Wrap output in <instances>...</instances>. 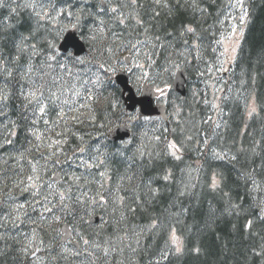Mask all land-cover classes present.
<instances>
[{
  "label": "trees",
  "instance_id": "obj_1",
  "mask_svg": "<svg viewBox=\"0 0 264 264\" xmlns=\"http://www.w3.org/2000/svg\"><path fill=\"white\" fill-rule=\"evenodd\" d=\"M6 2L8 7L0 8V89L8 94L0 115V217L8 215L9 205L25 200L27 194L16 182L29 174V160L47 151L33 147L31 130L58 120L48 112L33 125L36 104L25 97L35 81L45 85L41 91L47 103L48 89L59 95L63 83H53L48 76L41 80L39 70L25 75L28 56L16 45L21 35L29 34L34 20L30 10L16 8L24 0ZM89 4L98 8L99 0ZM109 6L118 8L125 24L113 21L107 38L95 46L78 32L87 47L81 58L104 59L109 55L105 47L111 46L113 58L123 59L124 54L136 53L131 48L135 43L141 63H148L147 57L156 62L145 68L156 81L153 86L168 89V121L142 118V127L132 129L128 151L122 150L127 141L112 144L106 139L125 118L114 77L107 100L91 111L94 123L89 109L80 114L64 105L66 120L48 135L66 143L58 146L59 162L49 161L41 175L50 183L56 174L79 175L85 171L76 167L79 147L95 146L92 154L99 148L106 161L101 166L106 173L104 188L85 182L81 192L99 199V191L105 200L116 195L120 200L90 204L87 222L66 212H56L59 220L41 219L39 205L15 224L0 219V264H264V0H109ZM236 15L241 35L232 63L230 52L221 54L239 20ZM188 28L194 31L187 32ZM39 59L32 57L34 66ZM173 64L187 75L184 98L171 90L173 75L162 71ZM130 80L138 92L143 82L133 76ZM65 98L69 105L76 99L67 90L61 100ZM108 101L118 103L119 110L113 112ZM77 115L80 119L74 120ZM56 132H62V138ZM170 143L178 151L166 152ZM81 192L73 190L74 195ZM94 215L100 221L91 225L88 220ZM62 224L69 225L73 241H80L79 250L60 242ZM81 236L99 247L83 245ZM103 249H109L107 256ZM76 251L80 254L74 255Z\"/></svg>",
  "mask_w": 264,
  "mask_h": 264
},
{
  "label": "snow or ice",
  "instance_id": "obj_2",
  "mask_svg": "<svg viewBox=\"0 0 264 264\" xmlns=\"http://www.w3.org/2000/svg\"><path fill=\"white\" fill-rule=\"evenodd\" d=\"M8 7L6 0H0V8ZM16 8H23L30 10L29 15L34 20V25L30 29L28 35H21L17 42V50L21 54H27V67L25 69V75L32 73L33 71H41L42 75L40 79L43 80L44 76H48L52 79L53 83H60V94L52 92L48 89L50 96L46 103L43 97L41 89L45 87L44 84H36L33 81V88L30 90L29 95L25 97L30 104L35 103L36 107L33 109V125H38L41 118L45 117L48 112H53L57 117V121H53L50 127L39 129L34 127L31 130V135L34 137L35 143L33 147L40 151L42 148L47 151H42L40 158L35 161L29 160V174L21 180L16 182V187L22 192L26 193L25 200L18 204L13 203L9 205L10 212L6 217H0V219L11 220L12 223L21 221V216H28V210H37V205L43 209L39 213L41 219H53L59 220L60 217L56 215V212H66L67 214H79V219L85 221V217L89 215L90 204L101 206L102 202L116 203L120 200V197L116 195L114 200H105V197L98 191L95 197H87L86 193L81 192V184L99 183L100 188H104L103 180L106 177L105 171L101 168L106 163L101 158V152L99 148H95V155H93V148L91 147H79V155L77 159L79 163L76 165L77 169L83 167L84 172L77 175L75 172L65 173L62 178L59 174L52 178L53 182H48L41 175L42 170L49 168V161L55 158V161L59 162L60 151L58 146L66 141L62 139L53 140L49 133L55 132L60 128V121H65L67 112L64 109V105L68 106V111H76L81 113V109H89V119L91 122H95V116L91 115V111L94 110V105L101 103L102 100H107V89L112 85V78L118 73H127L130 76L136 78L137 81L143 82L146 87L155 85L156 81L149 71H145V68L151 69L155 65V60L151 57H147L148 63H141L139 59L140 50L135 43H131V48L137 49L135 54L125 56L123 59H114L111 53L113 49L111 46H106L105 51L109 54L104 59L98 58H81L78 54L75 56H69L67 49L57 47V40L68 30L71 29L75 32H79L88 42L93 46L101 43L107 38V34L111 32L112 22L115 21L116 25H124L125 17L122 16L117 7H110L109 0H99V7L89 4V0H83L81 4H74L73 0H24L22 4H16ZM187 32H193L192 28H188ZM115 35V33H112ZM130 43V42H129ZM144 43V42H142ZM219 43V42H218ZM121 47L128 48L129 44H122ZM216 51V49H212ZM227 49L221 55H226ZM39 56L40 59L34 66L32 63L33 56ZM163 72H170L171 75H175L180 72L181 69L178 64H173L172 68L165 67ZM8 76L11 72L7 73ZM71 91L72 95L76 98L71 105H69L68 99L61 100V96L65 91ZM156 92L163 95L164 89L156 86ZM8 100V94L0 89V115H3L2 106H6ZM60 101V104L56 102ZM79 107H76V105ZM108 106L113 112L119 110V104L114 101H108ZM126 121L120 126L128 134L130 129H136L142 127V114L132 115L125 113ZM74 120H79V115L73 117ZM143 120H148L147 116H143ZM83 122V121H81ZM44 125H49L48 119H43ZM117 129V131L120 130ZM62 132H56L57 137L62 138ZM83 139V138H81ZM123 139V137H120ZM11 143V141H7ZM132 144V140L129 139L124 144L122 150L131 151L129 145ZM56 149V150H52ZM168 149H175L178 151L176 144L170 143L165 146L167 152ZM137 153L140 149H136ZM141 155L143 153H140ZM175 158L176 151L170 153ZM23 158V157H21ZM40 160L44 163L41 164ZM97 169L98 171H93ZM92 176L91 181L88 177ZM99 176L101 179L96 180L95 177ZM131 180V177H124ZM252 183L255 184V180L251 177ZM59 186H56V185ZM81 192L80 195H74L73 190ZM118 191V189H117ZM149 193L154 196L155 191L150 187ZM115 195L109 193V196ZM131 210V209H130ZM45 213H50V216H45ZM79 235V234H78ZM83 245H92L93 247H99L89 239L80 237ZM72 243H79L80 241H70ZM104 255H108L109 249H103ZM79 255V251L73 253Z\"/></svg>",
  "mask_w": 264,
  "mask_h": 264
},
{
  "label": "water",
  "instance_id": "obj_3",
  "mask_svg": "<svg viewBox=\"0 0 264 264\" xmlns=\"http://www.w3.org/2000/svg\"><path fill=\"white\" fill-rule=\"evenodd\" d=\"M64 48H72L75 55H80L85 51L84 44L80 41L77 36V32L75 31H67L65 36L63 37L62 41L59 44V49ZM116 84L121 88V97L123 101V105L125 106L126 110L133 111L136 107L139 108V113L142 116L147 117H154L158 116L162 119H166L165 108L162 106H153V100L156 96V93L150 87H144L142 93L139 98H137L128 84L127 75L125 73H119L115 76ZM185 89V78L182 72H178L175 76L174 80V90L179 92L180 94H184ZM127 93V94H126ZM126 121V120H125ZM120 128L116 127L108 134V139L111 142H119L125 139H129L131 137V132L129 131L127 135L122 128L119 131L117 129ZM123 137V139H120ZM99 218L97 216L90 219V223L96 224L98 223ZM62 238L61 242H66L68 239L71 238V232L67 225H63L61 227ZM77 246V244H74Z\"/></svg>",
  "mask_w": 264,
  "mask_h": 264
},
{
  "label": "rangeland",
  "instance_id": "obj_4",
  "mask_svg": "<svg viewBox=\"0 0 264 264\" xmlns=\"http://www.w3.org/2000/svg\"><path fill=\"white\" fill-rule=\"evenodd\" d=\"M240 16L239 15H236L235 16V19H239L237 20V24L235 25V27L232 29V32L228 38V40L226 41L225 40V48L230 52V53H233L235 50H236V46H237V43H238V40H239V37H240V29H239V22H240ZM242 17V15H241Z\"/></svg>",
  "mask_w": 264,
  "mask_h": 264
}]
</instances>
